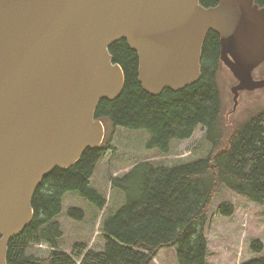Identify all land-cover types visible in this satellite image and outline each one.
Returning a JSON list of instances; mask_svg holds the SVG:
<instances>
[{
    "label": "water",
    "instance_id": "95a60500",
    "mask_svg": "<svg viewBox=\"0 0 264 264\" xmlns=\"http://www.w3.org/2000/svg\"><path fill=\"white\" fill-rule=\"evenodd\" d=\"M219 37L220 61L237 84L264 88V6L254 0H0V264L33 220L43 178L100 147V100L124 87L108 48L125 39L146 93L178 92L201 79L203 42Z\"/></svg>",
    "mask_w": 264,
    "mask_h": 264
},
{
    "label": "trees",
    "instance_id": "16d2710c",
    "mask_svg": "<svg viewBox=\"0 0 264 264\" xmlns=\"http://www.w3.org/2000/svg\"><path fill=\"white\" fill-rule=\"evenodd\" d=\"M218 0H199L201 6H216ZM260 7L264 0H254ZM112 61L124 75V87L113 101L100 100L94 118L103 123L105 138L101 146L86 150L66 170L54 169L34 192L32 222L11 238L7 245V264H151L158 252L174 247L178 264H207L205 226L209 208L223 189L251 202L264 211V109L232 131L221 146L222 104L219 91L220 45L210 32L202 46L201 79L178 92L164 90L152 96L138 82V59L121 39L108 48ZM201 127L211 146L207 158L168 167L142 161L124 179L112 177V188L125 191V205L101 220L102 251L75 244L69 253L59 250L63 233L57 222L63 197L78 194L99 213L106 202L91 187L98 161L107 151L117 128L145 131L150 135L148 150L165 155L172 141H185ZM137 180L129 191L121 183ZM222 216L233 214L230 204L218 208ZM67 217L81 221L83 211L72 208ZM46 246L47 256L28 251ZM252 253L261 254L264 245L249 244ZM243 264H264V255Z\"/></svg>",
    "mask_w": 264,
    "mask_h": 264
},
{
    "label": "rangeland",
    "instance_id": "374dc122",
    "mask_svg": "<svg viewBox=\"0 0 264 264\" xmlns=\"http://www.w3.org/2000/svg\"><path fill=\"white\" fill-rule=\"evenodd\" d=\"M255 75V76H254ZM255 80L264 78V64L253 72ZM219 91L222 104L221 146L225 147L229 134L246 119L264 109V88L254 91L239 92L233 103L231 88L237 84L233 74L223 65L219 73ZM112 141L98 161L91 178V187L106 202L105 208L98 209L81 198L78 194L67 193L63 197L62 213L58 216L63 233L59 250L69 253L75 244H85L90 250L100 252L104 247L101 237V220L104 216L113 215L126 203L125 191L119 186L112 188V177L124 179L137 162L148 161L152 165L163 164L168 167L184 165L207 158L211 146L205 137V130L198 127L191 138L185 141H172L169 152L165 155L155 150H148L150 135L141 131H130L117 128ZM115 179V178H114ZM137 180L124 181L121 184L131 191ZM222 204L233 207L231 216H222L218 208ZM83 211L81 221L69 219L67 212L72 209ZM208 254L207 264H243L264 255L252 253L249 244L259 241L264 245V211L257 205L247 202L239 196L223 189L209 208L208 221L205 226ZM49 249L38 245L29 249V253L38 257L47 256ZM151 264H178L176 249L165 248L158 252Z\"/></svg>",
    "mask_w": 264,
    "mask_h": 264
},
{
    "label": "bare ground",
    "instance_id": "6f19581e",
    "mask_svg": "<svg viewBox=\"0 0 264 264\" xmlns=\"http://www.w3.org/2000/svg\"><path fill=\"white\" fill-rule=\"evenodd\" d=\"M255 76V75H254Z\"/></svg>",
    "mask_w": 264,
    "mask_h": 264
}]
</instances>
